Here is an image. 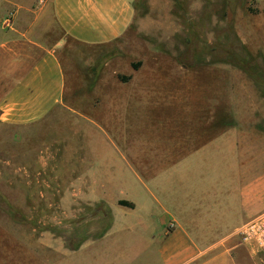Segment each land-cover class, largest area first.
<instances>
[{"label":"crops","instance_id":"0c3cea01","mask_svg":"<svg viewBox=\"0 0 264 264\" xmlns=\"http://www.w3.org/2000/svg\"><path fill=\"white\" fill-rule=\"evenodd\" d=\"M136 3L0 0V116L19 126L63 112L87 119L84 155L75 159L72 153L69 172V182L81 184L80 193L67 195L89 205L106 202L112 219L104 235L69 251L93 249L82 264L128 263L143 252L151 264L259 263L261 253L235 233L243 222L264 212V131L257 126L264 119V102L260 108L256 102L237 99L233 111L219 106L230 100L223 101L212 81L211 108L194 115L186 96L147 91L104 95L96 106L89 100L82 110L75 106L79 98L76 95L75 101L68 81L73 70L69 57L120 38L136 17ZM9 14L13 23L5 27ZM240 83L245 94H257L249 78ZM130 100L140 107L129 110L125 105ZM175 107L179 109L172 111ZM160 110L165 111L159 131L153 124ZM167 110L173 113L166 115ZM130 113L143 120L126 129L122 120ZM90 123L96 127L90 128ZM107 125L125 141L116 145L112 156L105 155L101 143ZM132 131H142L144 141L133 138ZM67 150L73 151L71 143ZM120 241L123 253L116 249Z\"/></svg>","mask_w":264,"mask_h":264},{"label":"rangeland","instance_id":"374dc122","mask_svg":"<svg viewBox=\"0 0 264 264\" xmlns=\"http://www.w3.org/2000/svg\"><path fill=\"white\" fill-rule=\"evenodd\" d=\"M136 6V17L120 38L69 57L73 70L68 81L73 84L75 101L76 95L79 98L75 105L79 110L89 100L96 106L104 95L147 91L151 95L186 96L194 115L211 108L212 81L223 101L226 97L230 100L219 106L233 111L240 99L256 102L261 108L264 95L253 77L225 59L229 53L245 56L246 50L264 57V0H137ZM245 78L258 90L255 96L238 87ZM194 96L198 99H192ZM125 106L137 110L140 104L130 100ZM175 108L171 110L179 109ZM164 111L157 112L153 124L159 131ZM167 111L166 115L173 113ZM73 116L63 112L21 126L0 116V264H82L83 256L92 254L93 249L69 251L88 238L98 237L110 223L104 206L68 198L67 194L80 193L81 184L69 182L73 177L71 160L72 153L75 159L84 155L82 131L88 125H83L87 119L80 113ZM138 117L130 113L122 124L135 127L143 120V116ZM257 126L264 131V119ZM105 128L101 143L105 155L112 156L116 145L125 141L113 128ZM132 134L145 139L142 131ZM68 143L73 151L67 150ZM7 204L19 211L16 217ZM116 249L123 253L125 246L120 241ZM260 258L259 263L247 259L243 264H264V254ZM116 264L151 263L143 252L139 259Z\"/></svg>","mask_w":264,"mask_h":264},{"label":"trees","instance_id":"16d2710c","mask_svg":"<svg viewBox=\"0 0 264 264\" xmlns=\"http://www.w3.org/2000/svg\"><path fill=\"white\" fill-rule=\"evenodd\" d=\"M225 60L228 61L229 63L236 65L237 67H240L241 69L246 71L251 77H253L255 82L261 88V92L264 95V57H262L261 54L258 56H253L249 51L246 50L245 56H241L240 54H236V53L235 54L229 53V56H227ZM119 203L121 205L133 206V204L127 200H120ZM99 206H104L106 210L110 213L112 219L111 209L109 205L106 202L102 201L97 204V207ZM7 207L9 208L8 211L10 212L11 215L15 216L16 214L19 213V211H17L13 206L7 204ZM111 219H110V223H111ZM110 223L105 228V230L99 234V236H102L107 232V229L110 227ZM82 243L83 241L80 244H77L75 247H73V250L78 249Z\"/></svg>","mask_w":264,"mask_h":264},{"label":"built area","instance_id":"2783aa9c","mask_svg":"<svg viewBox=\"0 0 264 264\" xmlns=\"http://www.w3.org/2000/svg\"><path fill=\"white\" fill-rule=\"evenodd\" d=\"M13 15L4 18L5 26H11ZM174 223L170 224V228ZM241 241L255 252L264 254V212L244 222L236 231Z\"/></svg>","mask_w":264,"mask_h":264}]
</instances>
